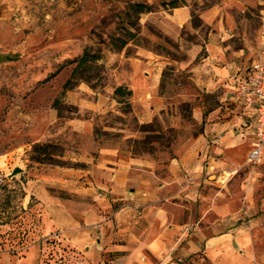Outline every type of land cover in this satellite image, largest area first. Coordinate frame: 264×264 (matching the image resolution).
Returning <instances> with one entry per match:
<instances>
[{"label": "crops", "instance_id": "crops-1", "mask_svg": "<svg viewBox=\"0 0 264 264\" xmlns=\"http://www.w3.org/2000/svg\"><path fill=\"white\" fill-rule=\"evenodd\" d=\"M222 12L220 6L201 11L213 27L200 43L187 46L184 59L150 51L117 84L130 89L135 116L143 123L159 117L171 127L178 113L167 103L179 96L192 101L195 134L167 145L162 160L119 144H89L84 157L67 152L65 157L84 160L87 167H63L54 185L82 197L76 201L52 193L46 174L35 180L46 221L76 250L79 264L105 259L110 264H264V155L259 162L247 161L255 112L233 97L264 45V14L250 28L244 19L224 21ZM169 15L180 26L189 11L174 7ZM171 63L194 92L161 88L164 66ZM114 88L89 101V111L103 112L120 101ZM73 123L79 128V121ZM157 167L165 169L164 178Z\"/></svg>", "mask_w": 264, "mask_h": 264}, {"label": "rangeland", "instance_id": "rangeland-1", "mask_svg": "<svg viewBox=\"0 0 264 264\" xmlns=\"http://www.w3.org/2000/svg\"><path fill=\"white\" fill-rule=\"evenodd\" d=\"M135 1L151 10L137 13ZM182 6L189 15L177 26L169 14ZM214 6L222 8L224 21L244 19L250 28L264 14V2L253 0H0V52L13 56L0 66V264L81 262L76 250L55 236L34 186L46 174L53 182L48 185L52 193L82 199L54 185L63 167H87L84 160L65 157L67 152L84 157L89 144H119L162 160L167 145L181 144L197 132L192 101L180 96L167 103L178 113L171 127L159 117L140 122L131 93L113 91L120 101L103 112L89 111V101L111 91L122 75L132 72L131 64L150 51L164 59H184L187 46L200 43L213 27L201 18V11ZM85 48L101 57L93 67L88 63L76 68ZM173 68L172 63L164 66L161 88L194 92ZM14 166L22 171L9 176ZM157 168L164 178L165 169ZM84 179L79 178L80 183Z\"/></svg>", "mask_w": 264, "mask_h": 264}, {"label": "built area", "instance_id": "built-area-1", "mask_svg": "<svg viewBox=\"0 0 264 264\" xmlns=\"http://www.w3.org/2000/svg\"><path fill=\"white\" fill-rule=\"evenodd\" d=\"M233 97L240 100L244 108L255 112L254 139L247 161L259 162L264 155V45L257 51L248 71L239 79Z\"/></svg>", "mask_w": 264, "mask_h": 264}, {"label": "trees", "instance_id": "trees-1", "mask_svg": "<svg viewBox=\"0 0 264 264\" xmlns=\"http://www.w3.org/2000/svg\"><path fill=\"white\" fill-rule=\"evenodd\" d=\"M173 6H176L175 4H173ZM132 7H134V10L137 12V13H141L143 11H150L151 8L148 4H144L143 2H139V1H135L133 4H132ZM126 42L124 40L121 41V44L120 45H124ZM100 54L97 53L96 51L95 52H90L88 48H85L82 52V54L80 55V57L78 58L77 60V64H76V68H78L79 66H82V65H87L89 63V67H93V65L95 66V62L100 59ZM93 63V64H91ZM76 70V69H75ZM121 92H125L127 94H130L131 91L130 89L122 86V85H118L114 88V93L115 94H118V93H121Z\"/></svg>", "mask_w": 264, "mask_h": 264}, {"label": "water", "instance_id": "water-1", "mask_svg": "<svg viewBox=\"0 0 264 264\" xmlns=\"http://www.w3.org/2000/svg\"><path fill=\"white\" fill-rule=\"evenodd\" d=\"M12 54L7 53V52H0V66L8 61L10 58H12ZM22 168H20L19 166H14L11 170V172L8 174L9 176H13L14 174H16L17 172H21Z\"/></svg>", "mask_w": 264, "mask_h": 264}]
</instances>
